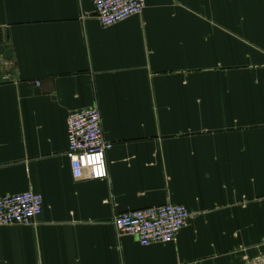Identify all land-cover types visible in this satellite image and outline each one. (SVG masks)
I'll use <instances>...</instances> for the list:
<instances>
[{"label":"crops","instance_id":"crops-1","mask_svg":"<svg viewBox=\"0 0 264 264\" xmlns=\"http://www.w3.org/2000/svg\"><path fill=\"white\" fill-rule=\"evenodd\" d=\"M95 0H0V198L42 195L0 226V264H264V0H146L101 25ZM97 107L109 178L76 179L67 118ZM169 244L116 216L165 204Z\"/></svg>","mask_w":264,"mask_h":264},{"label":"built area","instance_id":"built-area-1","mask_svg":"<svg viewBox=\"0 0 264 264\" xmlns=\"http://www.w3.org/2000/svg\"><path fill=\"white\" fill-rule=\"evenodd\" d=\"M95 11L102 26L110 27L141 15L146 0H95ZM67 158L76 179L85 176L92 181L109 178L107 155L113 143L105 138L103 120L97 107L76 110L67 118ZM42 195L26 192L0 198V226H32L43 212ZM190 213L185 206L165 204L118 215L117 232L135 238L148 247L169 244L187 226Z\"/></svg>","mask_w":264,"mask_h":264},{"label":"water","instance_id":"water-1","mask_svg":"<svg viewBox=\"0 0 264 264\" xmlns=\"http://www.w3.org/2000/svg\"><path fill=\"white\" fill-rule=\"evenodd\" d=\"M0 58L13 61L12 46L9 44V35L0 30Z\"/></svg>","mask_w":264,"mask_h":264}]
</instances>
